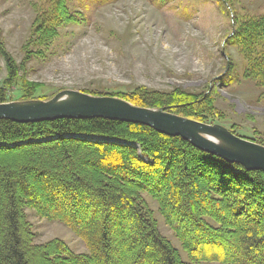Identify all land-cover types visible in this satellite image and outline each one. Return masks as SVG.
I'll return each instance as SVG.
<instances>
[{"label":"trees","instance_id":"obj_1","mask_svg":"<svg viewBox=\"0 0 264 264\" xmlns=\"http://www.w3.org/2000/svg\"><path fill=\"white\" fill-rule=\"evenodd\" d=\"M81 6L112 0H77ZM156 8L172 0H148ZM234 0L221 5L233 10ZM29 38L37 54L68 25L84 23L68 0H37ZM233 13L228 42L246 61L244 77L264 86V14ZM44 47L43 50H39ZM6 76L0 103L45 101L42 85L20 75L5 49ZM29 59V58H28ZM19 85L9 99L4 89ZM110 96L133 106L215 124L209 96L137 88L130 93L78 90ZM235 134L234 129H229ZM236 135V134H235ZM264 146L261 140H250ZM158 205L164 223L186 253L187 262L159 231L142 197ZM26 209L70 229L87 247L74 253L63 241L34 244ZM264 264V173L246 171L152 128L102 118L15 123L0 119V264Z\"/></svg>","mask_w":264,"mask_h":264},{"label":"rangeland","instance_id":"obj_2","mask_svg":"<svg viewBox=\"0 0 264 264\" xmlns=\"http://www.w3.org/2000/svg\"><path fill=\"white\" fill-rule=\"evenodd\" d=\"M35 1L0 0V33L5 49L20 65V75L42 85L38 96L63 90L130 93L137 88L209 96L217 111L215 124L234 129L238 137L264 142V86L244 77L246 61L228 42L232 11L239 17L263 15L264 0H234L233 10L224 8L223 0H172L159 9L148 0H112L87 8L68 0L72 11L82 13L84 23L60 29L47 49L40 47L43 53L28 47L24 61ZM5 76L0 59V88ZM4 90L9 99L21 95L19 85ZM142 197L160 233L187 262L157 203L147 193ZM25 214L34 244L59 239L74 253H87L84 242L62 223L41 218L31 209Z\"/></svg>","mask_w":264,"mask_h":264},{"label":"water","instance_id":"obj_3","mask_svg":"<svg viewBox=\"0 0 264 264\" xmlns=\"http://www.w3.org/2000/svg\"><path fill=\"white\" fill-rule=\"evenodd\" d=\"M102 118L140 124L157 133L180 137L193 147L238 164L246 171L264 173V146L233 134L218 124H206L169 113L164 108L149 109L110 96H92L63 90L48 100L0 103V119L15 123H36L57 119Z\"/></svg>","mask_w":264,"mask_h":264}]
</instances>
